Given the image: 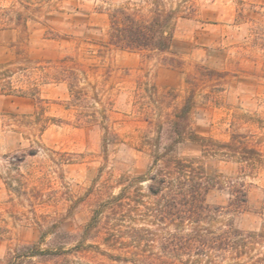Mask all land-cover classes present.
I'll return each mask as SVG.
<instances>
[{"label": "rangeland", "instance_id": "rangeland-1", "mask_svg": "<svg viewBox=\"0 0 264 264\" xmlns=\"http://www.w3.org/2000/svg\"><path fill=\"white\" fill-rule=\"evenodd\" d=\"M150 1L0 0V264L8 249L37 244L53 224L67 237L53 243L47 235L39 248L63 242L70 249L97 200L109 201L122 187L129 195L145 194L140 178L165 149L152 140L159 128L165 134L190 94L189 131L215 142L241 134L261 163L252 175L241 172L237 158L217 150L209 156L186 140L171 155L197 160L215 178L210 205L225 206L228 183L243 182L248 208L235 225L243 231L260 227L264 0H163L178 16H193L177 18L170 52L103 46L105 10L128 4L145 7L141 14L148 15ZM102 227L92 229L83 247L107 250L94 236ZM57 264L115 263L85 250Z\"/></svg>", "mask_w": 264, "mask_h": 264}, {"label": "trees", "instance_id": "trees-1", "mask_svg": "<svg viewBox=\"0 0 264 264\" xmlns=\"http://www.w3.org/2000/svg\"><path fill=\"white\" fill-rule=\"evenodd\" d=\"M150 6L148 15L141 14L145 7L131 8L128 4L105 10L109 27L103 46L127 52H170L176 42L177 18L193 16H178L177 9H167L163 0H151ZM192 98L191 94L187 96L175 111L165 134L159 128L152 140L154 147L164 142L165 149L154 155L147 177L140 178V182L146 183L145 194L136 190L129 195L122 187L109 201L97 200L80 241L70 249L65 250L63 242L54 248H39L47 235H52L53 243L67 237L56 233L53 224L42 231L37 244L8 249L3 263L33 264L32 259L38 258L57 264L67 261L73 252L91 250L115 264H264V253L259 251L264 245V201L258 212V230L243 231L235 225V218L248 208L243 182L228 183L229 199L225 206L210 205L207 195L216 184L215 178L197 160L171 155L173 148L186 140L198 143L201 152L209 156L217 150L231 159L237 158L241 172L249 170L252 175L261 163V155L247 147L241 134H233L228 142H215L189 131ZM222 216L229 218L222 223ZM100 223L104 227L94 236H101L102 244L110 252L94 245L83 247V241Z\"/></svg>", "mask_w": 264, "mask_h": 264}, {"label": "crops", "instance_id": "crops-1", "mask_svg": "<svg viewBox=\"0 0 264 264\" xmlns=\"http://www.w3.org/2000/svg\"><path fill=\"white\" fill-rule=\"evenodd\" d=\"M174 40L176 41V38L174 37Z\"/></svg>", "mask_w": 264, "mask_h": 264}]
</instances>
